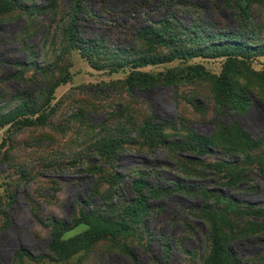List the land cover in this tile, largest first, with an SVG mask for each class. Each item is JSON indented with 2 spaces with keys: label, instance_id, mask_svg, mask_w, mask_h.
Listing matches in <instances>:
<instances>
[{
  "label": "rangeland",
  "instance_id": "374dc122",
  "mask_svg": "<svg viewBox=\"0 0 264 264\" xmlns=\"http://www.w3.org/2000/svg\"><path fill=\"white\" fill-rule=\"evenodd\" d=\"M13 4L0 15V115L18 103L42 110L47 100L53 111L45 127L0 125V144L13 141L0 152V264H213V229L238 262L264 264V0L180 2L175 10L189 34L182 45H213L207 51L217 54L138 69L168 75L172 85L132 92L124 83L137 77L130 67L97 71L69 47L66 5L49 23L40 10L46 0ZM237 43L249 50L232 52ZM34 63L50 71L46 86L28 81ZM61 76L67 82L51 88ZM221 76L248 94L245 112L218 100ZM134 180L152 188L141 224L125 210ZM5 190L17 192L11 208ZM90 205L129 232L74 241L63 260L60 249L55 260L39 257L87 231L71 224Z\"/></svg>",
  "mask_w": 264,
  "mask_h": 264
},
{
  "label": "trees",
  "instance_id": "16d2710c",
  "mask_svg": "<svg viewBox=\"0 0 264 264\" xmlns=\"http://www.w3.org/2000/svg\"><path fill=\"white\" fill-rule=\"evenodd\" d=\"M47 5L40 10L44 13L46 21L55 22L58 14L62 13V6H67L70 13H67V23L63 30L69 47L77 49L86 54L88 64L95 70L108 71L115 73L124 67H130L137 77H128L124 80L126 90H148L153 87L172 85L168 75L159 73L152 76L147 73H140L138 69L148 66H156L170 63L174 60H186L196 57H207L211 53L207 50L214 47L213 45H197L191 48L182 45L183 36H188V31L182 25L180 17L176 13L175 7L179 6L183 0H93L97 5L96 8L88 7V0H46ZM14 0H0V15L10 11ZM241 8L243 9L242 5ZM118 16L117 19H114ZM42 17V18H44ZM63 18H59L61 22ZM125 19L130 21L125 26ZM102 20L108 21L105 24ZM46 21H42L43 24ZM98 24L103 31L97 36H89L83 29L89 28L90 25ZM34 27H37L35 23ZM111 37L108 41L105 38L106 33ZM188 34V35H187ZM192 40L190 37L189 42ZM145 47V48H144ZM165 48L167 52H158L156 48ZM144 48V49H143ZM232 52H246L249 50L243 46L234 44L230 47ZM104 50L105 52H102ZM94 54L97 59L92 58ZM28 63V62H27ZM26 63V64H27ZM30 64V63H28ZM24 66V65H22ZM33 75L28 80L30 83L36 80V85L43 86L49 82L50 71L47 67L33 64ZM51 78V77H50ZM68 78H54L51 88L60 84H65ZM216 90L220 102H230L239 113H243L249 106L250 98L245 91L236 92L231 84L221 76L216 79ZM48 99V98H47ZM42 110L28 107L26 103H18L9 112L0 115V125L5 123H15L21 127L42 126L50 124L51 108L49 101L44 103ZM53 111V110H52ZM150 123L145 122L144 128H148ZM152 126V125H151ZM11 136L4 138L0 144V152L6 143H12ZM26 146V145H25ZM28 149V147L26 146ZM23 157V155H21ZM23 178V173L21 174ZM19 185L16 187V189ZM181 189V188H180ZM127 190L133 193V198L125 205L126 214L129 215L138 224L144 223L149 211L148 192L152 188L141 180H134ZM183 190V189H181ZM8 195L7 207L11 208L16 201V190H5ZM29 201L35 203L29 194L24 193ZM3 205H0L2 207ZM96 205H90L85 211L73 219L71 226L73 228L79 225H87L88 229L82 235L72 241H63L52 243V254L41 255L52 260L56 259L58 249H60V260L64 259V254L69 250L74 241L100 242L107 237L124 236L129 232L127 224L123 222L109 223V219L101 211L95 209ZM1 211V209H0ZM4 214V211H1ZM55 219V217H52ZM57 225V223H54ZM221 237L217 235V230L213 229L210 236V258L213 264H241L235 255L233 248L221 242ZM24 250V251H23ZM19 252H24L32 259L38 257L31 255L25 249L20 248ZM61 254V255H60ZM59 258V257H58ZM228 259V262H225ZM159 264H162L159 262Z\"/></svg>",
  "mask_w": 264,
  "mask_h": 264
}]
</instances>
